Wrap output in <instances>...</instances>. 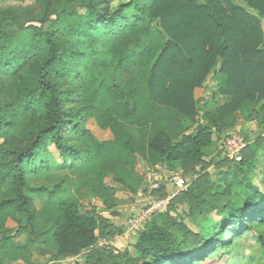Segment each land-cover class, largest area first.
Segmentation results:
<instances>
[{
    "label": "trees",
    "instance_id": "16d2710c",
    "mask_svg": "<svg viewBox=\"0 0 264 264\" xmlns=\"http://www.w3.org/2000/svg\"><path fill=\"white\" fill-rule=\"evenodd\" d=\"M37 1L39 12L27 22L11 8L0 11V264H39L34 256L48 248L87 252L86 259L99 253L106 264H208L256 229L264 245V191L248 178L240 183L249 185L244 206L227 202L226 219L190 249L189 238L159 224L160 214L119 257L96 249L101 220L70 191L75 181L86 187L111 174L139 180L136 155L153 164L203 161L213 125L185 136V121L199 115L194 91L211 76L228 100L207 120L239 123L257 106L264 114L260 16L231 0H131L116 7L109 0ZM244 1L264 13V0ZM91 119L112 139L98 140L87 128ZM244 164L233 175L243 174ZM53 169L78 176L68 185V176L53 187L33 185ZM51 228L48 241L36 237Z\"/></svg>",
    "mask_w": 264,
    "mask_h": 264
},
{
    "label": "rangeland",
    "instance_id": "374dc122",
    "mask_svg": "<svg viewBox=\"0 0 264 264\" xmlns=\"http://www.w3.org/2000/svg\"><path fill=\"white\" fill-rule=\"evenodd\" d=\"M130 1L109 0L112 7L128 4ZM231 1L248 13L259 15L264 32V13L260 14L244 0ZM38 7L37 0H2L0 11L11 8L17 12L20 22H27L33 14H38ZM16 29L18 28L15 27ZM262 48L264 49V43ZM218 81V76H211L203 87L194 91L199 102V115L195 121H185L187 124L185 136L194 134L200 126L213 125V143L207 149L203 161L189 160L175 164L160 161L153 164L136 155L134 174L139 179L137 181H119L111 174L96 184L89 183L86 187H82L76 181L72 185L70 191L78 197L83 211L91 212L101 220L96 249L111 250L116 257L128 250L132 251L137 233L144 230L150 221L160 214L163 216L158 220L159 224L172 226L179 234L189 238L187 246L190 249L194 246L195 240L202 238L205 231L226 219L227 202H232L231 204L238 207L244 206L249 186L240 184L244 178L250 179L253 187H260L264 191L262 180L264 114L260 106H257L251 117L243 118L239 123L229 121L227 118L222 125L207 120L205 118L207 112L213 113L228 100L227 96L221 93ZM87 128L98 140H109L113 137L110 130L101 129L94 119L87 122ZM243 160L245 164L241 167L244 173L239 176L233 175ZM66 176L69 177L66 181L68 185L78 175L67 170L53 169L47 180L40 178L33 181V185L46 183L53 187L63 183ZM181 180L183 183L179 186L178 182ZM102 184L107 191L103 189ZM100 185L103 190L100 189ZM154 205L158 206L156 211L145 216L144 211ZM35 206L34 208L40 209L42 201L36 199ZM8 226L16 228L12 221ZM53 231L51 228L36 237L46 242ZM258 232L259 229L245 232L238 238L230 252L227 248L219 250L213 255L214 261L208 264H227L228 258H232L230 264H264V245L256 240ZM17 241L25 242L26 236L18 238ZM196 245L201 246L202 243ZM44 247L43 245L42 248ZM87 254L83 252L79 255H69L48 248L36 253L34 260L39 264H106L104 255L95 253L86 259ZM14 264L27 263L19 260Z\"/></svg>",
    "mask_w": 264,
    "mask_h": 264
},
{
    "label": "built area",
    "instance_id": "2783aa9c",
    "mask_svg": "<svg viewBox=\"0 0 264 264\" xmlns=\"http://www.w3.org/2000/svg\"><path fill=\"white\" fill-rule=\"evenodd\" d=\"M231 152V151H230ZM233 153V152H232ZM183 183V181L181 180L180 182H178V185L180 186L181 184ZM157 205H154L153 207L151 208H147L146 211H144V215L146 216L147 214L151 213L152 211H156L157 209Z\"/></svg>",
    "mask_w": 264,
    "mask_h": 264
}]
</instances>
